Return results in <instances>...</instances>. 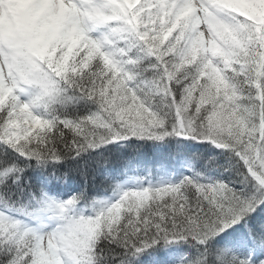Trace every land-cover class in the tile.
Instances as JSON below:
<instances>
[{
	"label": "snow or ice",
	"instance_id": "6c2138e0",
	"mask_svg": "<svg viewBox=\"0 0 264 264\" xmlns=\"http://www.w3.org/2000/svg\"><path fill=\"white\" fill-rule=\"evenodd\" d=\"M0 264H264V0H0Z\"/></svg>",
	"mask_w": 264,
	"mask_h": 264
},
{
	"label": "trees",
	"instance_id": "16d2710c",
	"mask_svg": "<svg viewBox=\"0 0 264 264\" xmlns=\"http://www.w3.org/2000/svg\"><path fill=\"white\" fill-rule=\"evenodd\" d=\"M109 147H112L111 145ZM206 151V147L204 145H198V144H190L188 146V152L189 153H198ZM120 152L122 153L124 158L132 159V160H139L143 163H151L155 164L161 161L162 159L168 157L170 163H175L176 160L174 157H169L168 153L169 150H159L156 148H153L151 144H144L142 149L139 150L137 153L134 149H131L127 147L126 145H123L120 147ZM113 171H116L119 169V163H115L112 166ZM78 179L83 182V177H78ZM70 188H75L76 185H70Z\"/></svg>",
	"mask_w": 264,
	"mask_h": 264
},
{
	"label": "clouds",
	"instance_id": "9594fccd",
	"mask_svg": "<svg viewBox=\"0 0 264 264\" xmlns=\"http://www.w3.org/2000/svg\"><path fill=\"white\" fill-rule=\"evenodd\" d=\"M4 7H5V8H8L9 6H8V5H5Z\"/></svg>",
	"mask_w": 264,
	"mask_h": 264
}]
</instances>
